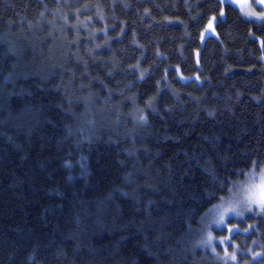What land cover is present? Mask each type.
Masks as SVG:
<instances>
[{
    "label": "trees",
    "instance_id": "16d2710c",
    "mask_svg": "<svg viewBox=\"0 0 264 264\" xmlns=\"http://www.w3.org/2000/svg\"><path fill=\"white\" fill-rule=\"evenodd\" d=\"M262 167L264 20L0 0V264H264L261 207L204 228Z\"/></svg>",
    "mask_w": 264,
    "mask_h": 264
},
{
    "label": "rangeland",
    "instance_id": "374dc122",
    "mask_svg": "<svg viewBox=\"0 0 264 264\" xmlns=\"http://www.w3.org/2000/svg\"><path fill=\"white\" fill-rule=\"evenodd\" d=\"M222 3L230 2L240 10L241 15L247 20H264V0H220ZM222 10L218 16L223 17ZM218 16H211L205 28L201 31L200 41L207 35H215V24ZM264 202V167L257 171L247 172L245 178L236 188L223 200L214 205L210 210L206 224V233L210 234V228L215 225H222L228 216H242L252 208H262ZM223 216V221H221ZM209 237V236H208Z\"/></svg>",
    "mask_w": 264,
    "mask_h": 264
},
{
    "label": "snow or ice",
    "instance_id": "6c2138e0",
    "mask_svg": "<svg viewBox=\"0 0 264 264\" xmlns=\"http://www.w3.org/2000/svg\"><path fill=\"white\" fill-rule=\"evenodd\" d=\"M262 209H264V202H262ZM221 221H223V216H221Z\"/></svg>",
    "mask_w": 264,
    "mask_h": 264
}]
</instances>
